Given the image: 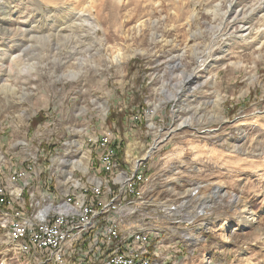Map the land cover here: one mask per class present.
I'll use <instances>...</instances> for the list:
<instances>
[{
	"label": "rangeland",
	"instance_id": "1",
	"mask_svg": "<svg viewBox=\"0 0 264 264\" xmlns=\"http://www.w3.org/2000/svg\"><path fill=\"white\" fill-rule=\"evenodd\" d=\"M124 1L0 0V175L25 161L56 187L77 161L68 169L86 183L100 169L88 159L102 157L91 140L106 129L132 175L158 144L133 223L186 239L198 228L203 242L180 264H207L205 251L212 264H264V239L238 222L245 209L264 214V0ZM102 171L94 208L119 193L121 173ZM224 222L236 224L229 237ZM8 230L0 224L2 261L34 264L17 260Z\"/></svg>",
	"mask_w": 264,
	"mask_h": 264
},
{
	"label": "bare ground",
	"instance_id": "2",
	"mask_svg": "<svg viewBox=\"0 0 264 264\" xmlns=\"http://www.w3.org/2000/svg\"><path fill=\"white\" fill-rule=\"evenodd\" d=\"M112 1H113V3L116 2L118 4V6L119 5L121 6L124 0H112ZM134 1H132L131 3H134ZM140 1L141 0H139V4H140ZM124 2L126 4V3H128V0H125ZM122 6L124 7L125 5H122ZM92 7L89 6L88 8H92ZM88 16H89V13H88ZM120 19H121V17H120ZM248 28H250V27L245 26V28H243L242 34L240 35L241 39L246 40L249 37L248 36L249 35L248 30L249 29ZM97 29H99V26L94 28V33H96ZM121 58H122V56L118 52L116 54V57H114V61L120 60ZM199 66H201V65H199ZM110 144H111V141L106 142V169H108V168L113 169L114 168L113 153H111V150L109 149ZM154 146H155L154 150H156L158 147V144H154ZM237 160L239 161V159H237ZM237 160H236V162H238ZM258 163L255 162V164H254L255 168L253 167L254 169H258V167H259ZM263 169L262 170L258 169L256 171V173H260V174L264 175ZM85 170L87 171V169H85ZM126 178L127 177L125 175L120 174V176L117 178L118 180L115 181V184L117 186H119V193L117 194V196L120 193H122L123 190H125L126 188L131 186L130 185V179H128V178L126 179ZM94 184H95L94 186H96V187L93 190L91 187L83 188L77 195L67 197L66 199H64L62 201H59L56 203L46 202L43 204L42 203L37 204V207H34L35 211L33 210V212L29 215L28 221H24L23 223H22L23 219H21L23 217H17V215H21L18 212L15 213V215H12L11 219L2 220V222L0 223L1 226L5 229H7V228L10 229V231L8 230V232H7L8 236H6V237L9 238L8 244L11 245V248L14 247L13 249H14V251H16L15 257H17V260L21 259L22 257H25L27 259V263L30 261H33L34 264H44V262L46 261V254H41L37 257H33V260H32V259H30V253H28V251H26L27 241H29L33 235H36L39 233V227L42 225H52V226H50V229H44V236H46V238H53L52 235L59 234L60 225H61V230H73V226H78V225H86L87 228L95 227L96 226V219H95V217H91L90 213L99 211V208L93 207L92 201H96V198H95V196H93L91 198V196H89V195L91 192H94V194L99 195L101 190L103 189V182L95 181ZM106 186H107L108 191L112 192L111 186H108V185H106ZM23 191H24V188H21V191H16L14 194L18 198V196H20V195L22 196ZM218 191H220V188L217 189V192ZM0 192H2V199H6L5 198L6 193L2 187L0 189ZM117 196H114V198H112V200L116 199ZM90 198H91V202H89ZM8 204H10V202L7 199V205ZM262 209H264V207ZM113 212H114V207H107V215H111ZM241 214L242 215L238 217V222L240 223V226H242V229H246L247 227L252 226L253 230H257V232H258V239H264V233H260L262 231V229L260 227L261 219L263 218L262 215H264V214L261 215V214H259V212H255L253 210L250 211L248 209H245L244 211H242ZM16 218H17V220H16ZM21 223H22V225H20ZM135 226H137V225H135ZM220 226L223 228L225 235L226 236L228 235L227 237H229V233L231 232L232 229L235 228L236 224L233 225V224L224 222V223L220 224ZM238 226L239 225L237 224V227ZM107 231H108L107 221L100 222L99 223V232L105 233ZM123 234H124V237L122 239L120 248L118 249L119 250V261L126 260L124 262V264H142L145 261H148V264H153L151 257H150V251L147 248L149 241H145V249L144 250L141 246H138V245H143L144 231L140 228L137 229L136 227H133V232H125ZM198 242H203L202 238H200ZM135 243H136V246H138V247H135ZM196 245H197V242H196ZM132 252H133V256L127 259V256L131 255ZM3 257H2V255L0 256V264L6 263V259H4L5 261H2ZM206 260H207V264H211V256L210 255L207 256ZM68 264H77V260L69 261ZM110 264H118V262L117 261H110Z\"/></svg>",
	"mask_w": 264,
	"mask_h": 264
},
{
	"label": "crops",
	"instance_id": "3",
	"mask_svg": "<svg viewBox=\"0 0 264 264\" xmlns=\"http://www.w3.org/2000/svg\"><path fill=\"white\" fill-rule=\"evenodd\" d=\"M100 137V136H99ZM114 144L116 145V159L114 160L115 171L118 174L127 175L132 177L136 173H140L146 167L145 162H141L142 159L137 160L135 165L133 166L132 175L129 174L128 169H126L125 165L121 164L122 156H118L119 144L120 142L114 137ZM111 141V145H113ZM114 146V145H113ZM93 154V153H92ZM98 151L95 150L94 154L90 156L88 161L93 163L94 165L99 163ZM101 157V156H100ZM80 160V159H79ZM27 161V160H26ZM25 162V161H24ZM7 167L8 176L6 179L3 175H0V181L2 182L3 189H5L6 193L12 198V204H8L6 209L0 211V223L4 219H11L12 215L15 213H20L23 217L27 215L29 209L34 207L37 204H43L46 202L56 203L66 199L67 197H71L72 195H77L83 188H86L90 185H95V181H103L102 175L100 176L98 173L102 174V170H96V173L92 176H89L86 183H82L81 179H78L75 171L68 169L70 166H73L72 163L77 161H68L67 164L58 175H54L56 187L51 186L48 182H53L50 177V181H42V173L43 171L35 172V167L32 163ZM85 162V161H84ZM121 169V170H119ZM108 170H113L109 169ZM55 173V172H54ZM18 174V175H17ZM26 174V175H25ZM104 174V173H103ZM13 176L15 180H13ZM106 180V179H105ZM0 183V189H1ZM21 188H24L23 197L20 195L15 196L14 192L21 191ZM57 196H60L58 198ZM22 197V198H21ZM15 201V202H14ZM34 203V204H33ZM136 207V206H134ZM6 210V214L4 213ZM12 214V215H11ZM132 215H126L125 219L130 224L131 227H136L137 229H142L145 233L148 234L149 243L147 245L148 250L150 251V257L153 264H180L181 261L190 260L189 256H184V250L189 247L196 248L201 244L198 242L200 238H202L201 232L198 228H193L188 230L190 232V238L186 239L181 233H175L172 229L162 228L161 226L154 227H140L139 225L135 226L133 223ZM197 242V245H196ZM187 254V253H186ZM210 255L212 262L214 258L217 256L216 252H208L205 251L203 255ZM194 260V259H193ZM200 260V259H198ZM205 262V261H204ZM212 264V263H211Z\"/></svg>",
	"mask_w": 264,
	"mask_h": 264
},
{
	"label": "built area",
	"instance_id": "4",
	"mask_svg": "<svg viewBox=\"0 0 264 264\" xmlns=\"http://www.w3.org/2000/svg\"><path fill=\"white\" fill-rule=\"evenodd\" d=\"M102 139L91 140L95 146H99L102 157L99 158L100 170L106 168V142L114 141V133L106 129L102 133ZM116 147V145H115ZM143 176L136 173L130 177V185L122 191L111 203L99 204V211L90 213L95 217L96 226L87 228L86 225L73 226V230H61L53 238L44 236V229H50L52 225H42L39 227V233L33 235L26 243V251L30 253V259L41 254H46L44 264H68L69 261L77 260V264H110V261H117L118 264H124L126 260L119 261V248L125 232H133V227L126 221V215L135 214L134 207L137 200L141 199ZM15 180V177L12 178ZM129 200L124 202V197ZM127 198V197H126ZM134 198V199H132ZM8 199V198H7ZM7 199H2L0 192V211L7 208ZM140 203H143L142 201ZM107 207H114V215L117 220H112L107 215ZM6 214V210H4ZM17 217H23L17 215ZM24 216V221H28ZM107 221L108 231L99 232V223ZM145 241H149L148 234L144 232L143 245H138L145 249ZM136 246L135 243V247ZM133 256H127V259ZM142 264H148L145 261Z\"/></svg>",
	"mask_w": 264,
	"mask_h": 264
},
{
	"label": "water",
	"instance_id": "5",
	"mask_svg": "<svg viewBox=\"0 0 264 264\" xmlns=\"http://www.w3.org/2000/svg\"><path fill=\"white\" fill-rule=\"evenodd\" d=\"M154 149H155V146L153 145L152 148L148 151L149 153H148V156L146 157V159L141 160V162L146 161L149 158V156L152 154V152L154 151Z\"/></svg>",
	"mask_w": 264,
	"mask_h": 264
},
{
	"label": "trees",
	"instance_id": "6",
	"mask_svg": "<svg viewBox=\"0 0 264 264\" xmlns=\"http://www.w3.org/2000/svg\"><path fill=\"white\" fill-rule=\"evenodd\" d=\"M37 121H39V120H38V117H37V119H35V120H34V122H33V123H35V122H37ZM35 124H36V123H35Z\"/></svg>",
	"mask_w": 264,
	"mask_h": 264
}]
</instances>
